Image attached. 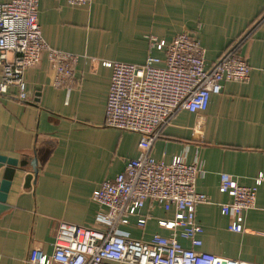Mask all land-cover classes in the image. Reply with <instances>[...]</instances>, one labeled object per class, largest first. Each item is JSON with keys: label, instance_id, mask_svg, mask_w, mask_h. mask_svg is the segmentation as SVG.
<instances>
[{"label": "crops", "instance_id": "0c3cea01", "mask_svg": "<svg viewBox=\"0 0 264 264\" xmlns=\"http://www.w3.org/2000/svg\"><path fill=\"white\" fill-rule=\"evenodd\" d=\"M37 18L48 44L79 58L69 89L52 85L43 54L24 72L27 99H20L15 87L0 93V154L25 161L0 212V264H32L26 259L33 246L51 253L59 222H94L100 206L90 199L92 191L137 156L140 137L104 123L111 69L101 62L143 63L148 54L163 58L162 49L149 48L148 36L170 41L183 31L198 37L207 66L238 43L251 67L249 77L224 81L199 116L179 110L154 140L151 154L165 162L179 155L200 166L195 185L208 201L195 207L203 227L199 250L264 264V182L255 207L244 212L242 232L227 228L220 203L230 197L219 191L222 172L243 185L264 172V0H90L87 5L39 0ZM197 120L204 126L200 143L192 140ZM32 162L36 176L25 181ZM150 205L143 229L124 226L132 237L170 233L158 220L171 219L173 210ZM177 239L191 247L189 240Z\"/></svg>", "mask_w": 264, "mask_h": 264}, {"label": "built area", "instance_id": "2783aa9c", "mask_svg": "<svg viewBox=\"0 0 264 264\" xmlns=\"http://www.w3.org/2000/svg\"><path fill=\"white\" fill-rule=\"evenodd\" d=\"M39 0H0V93L12 87L20 99H27L24 72L39 63L43 54L51 69L54 87L69 89L79 55L48 44L37 18ZM87 5L90 0H66ZM149 48L164 51V57L148 54L143 63L102 61L111 69L104 123L139 133L138 154L124 169L103 180L90 199L100 206L89 225L59 222L53 250L47 254L33 246L26 261L32 264H260L201 251L202 225L195 207L208 196L196 189L201 168L179 155L168 162L151 154L154 140L176 113L186 109L197 116L208 105L211 94L221 92L224 81H245L250 65L231 45L212 64L206 65L205 50L190 32L177 33L170 41L148 36ZM204 126L196 121L192 140L203 142ZM264 182L259 172L250 185L240 184L222 172L219 191L230 199L220 203L228 217L230 231L244 230V212L255 207L258 187ZM152 202L173 210L171 219H160L168 235L153 232L148 239L132 237L124 226L143 229ZM147 212H143L146 204ZM134 218V221H132ZM177 235L187 239L183 246Z\"/></svg>", "mask_w": 264, "mask_h": 264}, {"label": "water", "instance_id": "95a60500", "mask_svg": "<svg viewBox=\"0 0 264 264\" xmlns=\"http://www.w3.org/2000/svg\"><path fill=\"white\" fill-rule=\"evenodd\" d=\"M2 169V170H1ZM25 171V161L0 154V212L7 208L5 202L11 180L16 170ZM37 168L32 162V171L26 174L25 181L36 176Z\"/></svg>", "mask_w": 264, "mask_h": 264}]
</instances>
